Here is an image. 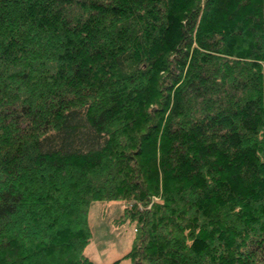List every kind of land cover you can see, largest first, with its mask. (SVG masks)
<instances>
[{
    "label": "trees",
    "instance_id": "trees-1",
    "mask_svg": "<svg viewBox=\"0 0 264 264\" xmlns=\"http://www.w3.org/2000/svg\"><path fill=\"white\" fill-rule=\"evenodd\" d=\"M264 264V0H0V264Z\"/></svg>",
    "mask_w": 264,
    "mask_h": 264
},
{
    "label": "rangeland",
    "instance_id": "rangeland-1",
    "mask_svg": "<svg viewBox=\"0 0 264 264\" xmlns=\"http://www.w3.org/2000/svg\"><path fill=\"white\" fill-rule=\"evenodd\" d=\"M123 208L121 202H96L89 208L88 223L92 234L84 255L96 264H111L132 248L135 226L118 224ZM120 264H131V261L121 260Z\"/></svg>",
    "mask_w": 264,
    "mask_h": 264
}]
</instances>
